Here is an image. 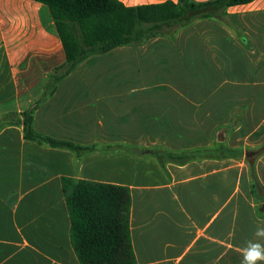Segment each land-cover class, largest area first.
I'll return each instance as SVG.
<instances>
[{
    "label": "crops",
    "instance_id": "0c3cea01",
    "mask_svg": "<svg viewBox=\"0 0 264 264\" xmlns=\"http://www.w3.org/2000/svg\"><path fill=\"white\" fill-rule=\"evenodd\" d=\"M226 21L197 20L173 38L81 63L33 113L35 132L82 148L74 151L24 133L22 114L66 62L50 9L0 0V264H81L64 179L128 188L134 264H241L264 226V0L230 7ZM117 54L127 58L107 64ZM124 67L131 86L115 83ZM235 111L239 125L226 130ZM218 143L243 156L199 153L179 162L147 152L180 155Z\"/></svg>",
    "mask_w": 264,
    "mask_h": 264
},
{
    "label": "trees",
    "instance_id": "16d2710c",
    "mask_svg": "<svg viewBox=\"0 0 264 264\" xmlns=\"http://www.w3.org/2000/svg\"><path fill=\"white\" fill-rule=\"evenodd\" d=\"M47 5L61 39L66 62L47 75L45 90L23 114L27 140L38 141L55 148L82 150L68 142L44 137L33 128L35 109L55 93L57 85L85 60L106 54L116 48L141 46L155 37L173 38L179 30L202 19L227 23V10L254 0H179L159 4L127 7L119 0H34ZM252 57L254 43L237 32ZM230 130L239 125V111ZM17 116V115H16ZM149 155L184 162L199 153H208L217 160L240 158L241 150L223 143L214 149L174 154L162 149H150ZM251 178L255 179L252 171ZM64 192L71 221V242L81 264H134L129 234L131 198L127 187L64 179ZM255 186H253V193Z\"/></svg>",
    "mask_w": 264,
    "mask_h": 264
},
{
    "label": "clouds",
    "instance_id": "9594fccd",
    "mask_svg": "<svg viewBox=\"0 0 264 264\" xmlns=\"http://www.w3.org/2000/svg\"><path fill=\"white\" fill-rule=\"evenodd\" d=\"M255 236L257 241H249L242 249L241 264H264V243L259 242L264 240V226L257 227Z\"/></svg>",
    "mask_w": 264,
    "mask_h": 264
},
{
    "label": "rangeland",
    "instance_id": "374dc122",
    "mask_svg": "<svg viewBox=\"0 0 264 264\" xmlns=\"http://www.w3.org/2000/svg\"><path fill=\"white\" fill-rule=\"evenodd\" d=\"M125 47H131V46H125ZM124 58H127V57H122V56H119L117 54L114 56V58H108L106 60V62H107V64H110V65H112V64L116 65L117 63H121ZM115 71H116L115 83H120L121 85H124V86L125 85L131 86V80L135 81V79H134L135 77H131V67H129V68L124 67V68H121L118 72H117V70H115ZM153 79H156V78L152 77V80Z\"/></svg>",
    "mask_w": 264,
    "mask_h": 264
}]
</instances>
